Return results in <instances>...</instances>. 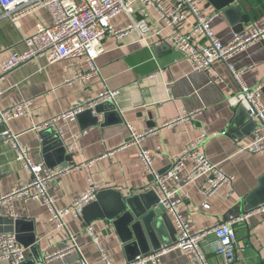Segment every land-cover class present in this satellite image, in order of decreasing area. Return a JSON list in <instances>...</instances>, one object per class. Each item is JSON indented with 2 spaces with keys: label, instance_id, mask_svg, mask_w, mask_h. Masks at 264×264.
Returning a JSON list of instances; mask_svg holds the SVG:
<instances>
[{
  "label": "crops",
  "instance_id": "crops-1",
  "mask_svg": "<svg viewBox=\"0 0 264 264\" xmlns=\"http://www.w3.org/2000/svg\"><path fill=\"white\" fill-rule=\"evenodd\" d=\"M159 1L167 11L176 7V0ZM200 8L203 14L220 12L211 26L224 43L237 32L264 29V0H236L221 10L205 0ZM185 13L181 27L188 31L196 20ZM129 22L128 14L121 13L113 25L122 29ZM38 24H52L44 8L22 18L18 27L8 18H0V107L33 99L29 110L12 120L9 128L21 133L29 154L45 169L55 172L68 167L49 183L55 209L71 206L91 182L98 190L82 216L69 212L63 217V227L57 226L51 209L39 198L18 195L3 201L2 196L29 183L33 175L15 160L12 148L0 141V234L14 232L19 237L27 248L28 264H81L82 256L90 264H106L88 225L93 226L113 262L129 261V255H137L147 243L125 244L132 222L117 214L122 196L133 195V214L148 213L161 246L173 241L174 219L156 203L158 194L147 190L151 181L140 149L149 150L154 168L163 170L200 139V150L233 179L211 197L202 190L205 177L187 184L183 189L187 196L179 205L182 216L193 233L236 217L239 244L237 259L230 264H264V213L246 209L259 207L264 200V151L246 149L253 140L252 122L245 107H233L227 101L239 91L230 64L243 72V80L250 86L264 79V37L245 44L226 60H217L214 73L223 81L216 83L208 73L193 70L184 55L165 40L170 30L163 29L158 12L152 9L147 38L141 39L136 31L107 36L105 51L96 59L99 72L83 83L64 84L76 73L89 70L85 57L55 63L34 59L2 75L1 63L24 48L23 39ZM105 88L117 91L113 102L85 111L75 120L51 122L53 129H39L78 103L96 98ZM186 113L192 114L185 117ZM131 131L149 134L137 144L130 141ZM192 163L188 158L187 171ZM205 201L208 208L203 206ZM214 240L213 235L203 240L206 257L212 264H227L216 252ZM160 259L161 264H197L179 250L167 251Z\"/></svg>",
  "mask_w": 264,
  "mask_h": 264
},
{
  "label": "built area",
  "instance_id": "built-area-1",
  "mask_svg": "<svg viewBox=\"0 0 264 264\" xmlns=\"http://www.w3.org/2000/svg\"><path fill=\"white\" fill-rule=\"evenodd\" d=\"M202 1L205 0H176V7L167 11L159 0H0V18L10 19L17 27L22 18L42 8L46 9L52 17V24H38L36 31L23 39L24 48L1 63L2 75L34 59L46 58L49 63H55L85 57L89 70L78 72L64 82L66 85L76 82L83 83L99 72L96 59L105 51L106 37L121 36L136 31L139 37L145 40L150 31L151 10L155 9L164 26L163 29L170 30L165 40L184 55L193 70L208 73L213 82H222L223 79L214 73V63L217 60L228 59L245 44L264 37V29H255L248 34L237 32L230 42L224 43L211 26L212 20L220 12L213 11L210 14H203L200 8ZM185 11L190 12L196 20L193 28L188 31H184L181 27L187 18ZM121 13L128 14L130 22L126 27L117 29L113 25V20ZM136 13L139 17L134 15ZM199 37H204L207 41L203 43ZM229 69L233 78L239 83V91L229 96L227 101L233 107H245L252 122L253 140L246 149L254 153L264 151V79L257 85L250 86L243 80L241 70L231 64ZM2 93L0 88V97ZM116 94L117 91L105 88L96 98L78 103L52 121L41 125L39 129H44L50 126L51 122L54 123L61 119L75 120L86 110L94 109L100 103L113 101ZM32 102L33 99H26L8 108L0 107V127H5L0 131V141L12 148L15 160L33 175L29 183L13 188L2 196L1 200L5 201L18 195L39 198L51 209L57 226L63 227L65 225L63 217L69 212H74L78 217L82 216L85 206L96 197L98 185L91 182L86 193L68 208L55 209L53 207L54 199L48 194L49 183L55 175L63 173L68 167H61L55 172L45 169L43 163L36 162L31 157L21 139V133H15L9 128V123L24 115ZM190 114L186 113L184 116L189 117ZM131 132L130 141L137 144L146 134H149V132L144 134ZM202 142L203 139L193 142L191 148L176 155L170 165L163 170L154 168L153 156L149 150L140 149V159L151 181L147 190L157 193L158 204L172 215L175 228L174 239L167 245L161 246L154 254L138 255L133 260L115 263L102 246L93 226L88 225L87 230L99 246L106 264H147L150 261L154 264H161V255L173 250L188 254L197 264H212L203 249V240L208 235L214 236L216 252L225 258L227 264L237 259L239 241L235 228L236 217L230 216L215 227L203 228L193 233L190 223L180 212L179 205L187 196L183 190L187 184L205 177L202 190L206 196L211 197L221 187L229 185L233 179L200 150ZM190 157L193 163L190 171H187L186 161ZM203 206L208 208L209 204L205 201ZM255 211L264 213V203L253 212ZM71 239L75 243L73 236ZM68 248L73 249L74 247L69 246ZM26 254L27 248L19 242L14 232L0 234V264H23L27 260ZM49 258L50 255L45 257V260ZM81 264L90 263L82 256Z\"/></svg>",
  "mask_w": 264,
  "mask_h": 264
},
{
  "label": "water",
  "instance_id": "water-1",
  "mask_svg": "<svg viewBox=\"0 0 264 264\" xmlns=\"http://www.w3.org/2000/svg\"><path fill=\"white\" fill-rule=\"evenodd\" d=\"M218 10L224 9L225 7L233 4L236 0H209ZM264 91V89H263ZM109 103V102H113V101H106L103 103H100L99 105L95 106L94 109H88L87 111H94L95 109H100V107L104 104V103ZM85 112V113H86ZM84 113V112H83ZM5 127H0V131L4 130ZM53 125L48 126L46 129H53ZM42 130V131H44ZM263 180H264V176H263ZM132 197L133 195L129 196V197H123L121 198V204L119 207V211L117 214H123V217L128 216L130 221L132 222L131 228L129 227V230L131 232L130 236L125 239L126 241V245L130 244L132 242V244L134 246H137L139 244V242L144 241L147 243V245L145 247H143V249L139 250L137 255H129V260H133L136 256L138 255H148V254H154L156 252V250L158 248L161 247V244L159 243L160 238L158 237V235H156V230H154V226H153V221L148 220L149 217L147 216L148 213L146 214V211H143L141 213H137V214H133L130 206L132 205ZM156 203H158V197H157V201ZM264 203V200L261 201V203L257 204L260 205ZM257 207L256 206H251V207H246L247 210L253 212ZM151 216V214L149 215ZM141 218L138 219L137 221H135V218ZM152 219V218H151ZM149 221V222H148ZM18 237V236H17ZM19 240V237H18ZM161 242V241H160ZM153 245V247H152ZM35 262V261H32ZM28 264V261H25L23 264ZM36 264V263H35ZM147 264H152V262H148Z\"/></svg>",
  "mask_w": 264,
  "mask_h": 264
}]
</instances>
